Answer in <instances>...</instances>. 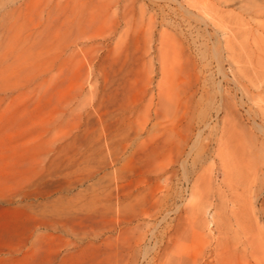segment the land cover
Wrapping results in <instances>:
<instances>
[{"label":"rangeland","instance_id":"374dc122","mask_svg":"<svg viewBox=\"0 0 264 264\" xmlns=\"http://www.w3.org/2000/svg\"><path fill=\"white\" fill-rule=\"evenodd\" d=\"M0 160L35 219L1 264L71 208L92 264H264V0H0Z\"/></svg>","mask_w":264,"mask_h":264},{"label":"bare ground","instance_id":"6f19581e","mask_svg":"<svg viewBox=\"0 0 264 264\" xmlns=\"http://www.w3.org/2000/svg\"><path fill=\"white\" fill-rule=\"evenodd\" d=\"M110 1L112 2L113 6L119 8L121 5H123V3H132L135 0ZM261 171H264V168L261 170H257L256 174H259ZM71 209L73 210H66L67 212H64L63 214L61 213L59 218L55 221H51L47 218L42 219V221L40 220L41 222L39 221L40 225L43 226L46 231L39 238H37L34 244L35 247H38L37 252L36 250L33 251V259L27 261V264H34L35 260L38 257H40L41 260L40 264H55L57 263V260L60 261V264H64L72 260L74 261V259L80 256H88V264L95 263V261L99 259L103 248L106 247L111 241V237L104 239L102 237V233L98 231L101 225L99 217L102 213L83 212L81 210L79 212L75 210V208ZM30 217V214H28L24 207H0V253H3L4 251L12 252L16 251L17 249L20 252V249L26 247L28 240L30 239L31 235H33L32 230L35 227V219H32V217ZM50 230H54L57 232L63 231L77 237L78 241H70V243L67 245L69 250L72 252L67 253L64 257L61 258V260L60 253L52 249V243L50 242L52 240V235L49 232ZM143 236L146 237L145 234ZM25 254L26 253H24V255ZM26 255H28V257L31 256L28 253ZM21 260H23V258ZM1 262L2 261H0V264ZM20 264H23V261Z\"/></svg>","mask_w":264,"mask_h":264}]
</instances>
